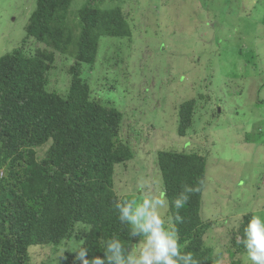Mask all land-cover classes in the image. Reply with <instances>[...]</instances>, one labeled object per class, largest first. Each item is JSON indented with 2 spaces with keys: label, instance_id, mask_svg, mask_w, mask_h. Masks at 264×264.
Instances as JSON below:
<instances>
[{
  "label": "trees",
  "instance_id": "trees-1",
  "mask_svg": "<svg viewBox=\"0 0 264 264\" xmlns=\"http://www.w3.org/2000/svg\"><path fill=\"white\" fill-rule=\"evenodd\" d=\"M72 1L37 0L20 43L0 55V264H47L31 261L32 248L71 240L77 247L62 251L54 264H80L75 259L80 246L88 249L86 259L104 258L109 239L131 244L140 240L129 236L115 209L121 199L115 191V166L133 158L121 137L125 113L95 97L82 71L83 65L95 67L102 37L119 44L131 40L129 12L86 0L76 11L73 39L67 21ZM30 40L37 46L27 47ZM122 52L117 47L116 65L123 62ZM58 57L72 61L64 93L49 87ZM196 106L194 98L179 104L180 136L195 124ZM157 163L169 218L175 216L172 200L182 185L197 189L180 212L182 250L192 252L201 264H215L217 251L224 264H243L238 256L246 252L237 240L253 213L242 215L226 231V246L218 248L207 240L217 226L201 216L207 156L197 150H159Z\"/></svg>",
  "mask_w": 264,
  "mask_h": 264
},
{
  "label": "rangeland",
  "instance_id": "rangeland-1",
  "mask_svg": "<svg viewBox=\"0 0 264 264\" xmlns=\"http://www.w3.org/2000/svg\"><path fill=\"white\" fill-rule=\"evenodd\" d=\"M36 1L0 0V55L20 43ZM85 1L73 0L68 11L73 39L76 11ZM96 1L129 12L133 34L121 44L102 37L95 67L82 66L94 96L125 113L121 137L133 158L115 166L117 195H133L141 179L148 192L159 193L157 152L197 150L207 156L201 216L217 225L207 240L226 246V231L242 215H264V0ZM119 46L123 62L116 65ZM71 63L58 57L50 89L65 92ZM192 98L195 124L180 136L177 109ZM76 247L74 240L33 247L31 261L54 264L62 251ZM238 257L250 264L246 253Z\"/></svg>",
  "mask_w": 264,
  "mask_h": 264
},
{
  "label": "clouds",
  "instance_id": "clouds-1",
  "mask_svg": "<svg viewBox=\"0 0 264 264\" xmlns=\"http://www.w3.org/2000/svg\"><path fill=\"white\" fill-rule=\"evenodd\" d=\"M195 191L197 189L191 185H182L172 200L175 216L165 219L162 210L168 206L167 194L162 186L159 193L148 192L141 179L133 195L122 196L115 202V209L119 222L128 226L129 236L142 237V240L131 244L113 237L106 241L104 258L86 259L88 249L80 246L75 259L80 264H201L192 252L182 250L177 227L184 222L180 212ZM237 243L243 245L250 264H264V215L257 212L250 216ZM217 255L219 258L215 264H224L219 251Z\"/></svg>",
  "mask_w": 264,
  "mask_h": 264
}]
</instances>
